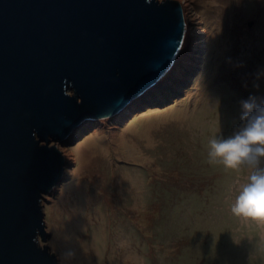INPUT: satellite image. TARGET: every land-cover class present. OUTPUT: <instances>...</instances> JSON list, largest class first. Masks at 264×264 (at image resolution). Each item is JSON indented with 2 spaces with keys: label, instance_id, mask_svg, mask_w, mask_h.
<instances>
[{
  "label": "rangeland",
  "instance_id": "374dc122",
  "mask_svg": "<svg viewBox=\"0 0 264 264\" xmlns=\"http://www.w3.org/2000/svg\"><path fill=\"white\" fill-rule=\"evenodd\" d=\"M176 1L201 30L177 76L50 143L65 165L38 245L58 264L69 248L72 264H264V221L230 211L248 171L207 158L240 101L264 98V0Z\"/></svg>",
  "mask_w": 264,
  "mask_h": 264
},
{
  "label": "water",
  "instance_id": "95a60500",
  "mask_svg": "<svg viewBox=\"0 0 264 264\" xmlns=\"http://www.w3.org/2000/svg\"><path fill=\"white\" fill-rule=\"evenodd\" d=\"M184 28L176 0H0V264H58L38 245L65 165L50 143L152 87Z\"/></svg>",
  "mask_w": 264,
  "mask_h": 264
},
{
  "label": "clouds",
  "instance_id": "9594fccd",
  "mask_svg": "<svg viewBox=\"0 0 264 264\" xmlns=\"http://www.w3.org/2000/svg\"><path fill=\"white\" fill-rule=\"evenodd\" d=\"M240 125L229 136L208 141V163L225 169H246V181L239 185L230 205L233 215L264 221V98L250 96L240 101ZM71 248L60 254V264H72Z\"/></svg>",
  "mask_w": 264,
  "mask_h": 264
},
{
  "label": "bare ground",
  "instance_id": "6f19581e",
  "mask_svg": "<svg viewBox=\"0 0 264 264\" xmlns=\"http://www.w3.org/2000/svg\"><path fill=\"white\" fill-rule=\"evenodd\" d=\"M182 8V6H181ZM191 10V9H190ZM182 13H183V19H184V23H185V34H184V39H183V43H182V46L180 48V50L178 51L177 53V56L175 57V60L173 62V64L170 66V68L155 82V84L152 86L153 88L154 87H158L159 86V82L163 81L165 82L168 78H174L175 75L179 72V70L181 68H183L186 64H187V61L189 60L190 58V50L191 48H194L193 47V44H196L195 43V40H196V37L198 35H200V32L201 30H197L194 29L193 31L191 30H188V26L186 25L187 23V20L185 18V14L182 10ZM198 38V37H197ZM196 47V46H195ZM188 58V59H187ZM177 76V75H176ZM152 87H150L149 89H151ZM147 89V90H149ZM146 90V91H147ZM135 99V98H134ZM133 101V100H132ZM131 101V102H132ZM129 104L126 106L128 107ZM125 107V108H126ZM124 108V109H125ZM107 118H110V117H107ZM102 119V118H101ZM57 142V141H56ZM58 143V142H57ZM54 147L57 149V147L54 145ZM58 150V149H57ZM59 151V150H58Z\"/></svg>",
  "mask_w": 264,
  "mask_h": 264
}]
</instances>
